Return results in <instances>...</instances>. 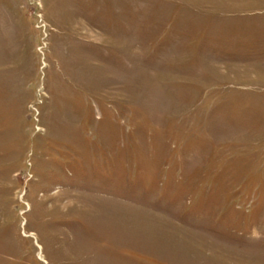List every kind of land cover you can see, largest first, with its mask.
Returning a JSON list of instances; mask_svg holds the SVG:
<instances>
[{
	"label": "rangeland",
	"instance_id": "obj_1",
	"mask_svg": "<svg viewBox=\"0 0 264 264\" xmlns=\"http://www.w3.org/2000/svg\"><path fill=\"white\" fill-rule=\"evenodd\" d=\"M0 264H264V0H0Z\"/></svg>",
	"mask_w": 264,
	"mask_h": 264
}]
</instances>
